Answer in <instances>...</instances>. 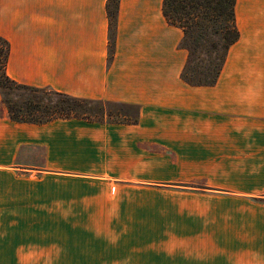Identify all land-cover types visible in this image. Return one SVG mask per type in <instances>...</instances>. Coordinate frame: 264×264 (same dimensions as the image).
Here are the masks:
<instances>
[{"label":"crops","instance_id":"obj_1","mask_svg":"<svg viewBox=\"0 0 264 264\" xmlns=\"http://www.w3.org/2000/svg\"><path fill=\"white\" fill-rule=\"evenodd\" d=\"M233 16L214 82L191 85L162 0H116L111 28L107 0H0L10 79L135 118L16 122L0 100V264H264V0Z\"/></svg>","mask_w":264,"mask_h":264},{"label":"trees","instance_id":"obj_2","mask_svg":"<svg viewBox=\"0 0 264 264\" xmlns=\"http://www.w3.org/2000/svg\"><path fill=\"white\" fill-rule=\"evenodd\" d=\"M233 5L234 0H162L164 18L182 31L179 44L187 55L180 78L186 83L208 85L214 82L227 48L238 35ZM115 7L116 0H107L109 28L113 24ZM111 43L109 39L110 46ZM199 48L203 49L201 55L206 56V60H199L189 69ZM7 53V41L0 36V100L10 120L28 123L67 117L107 122L135 120L129 112L133 108L125 104L73 97L15 82L5 72Z\"/></svg>","mask_w":264,"mask_h":264},{"label":"rangeland","instance_id":"obj_3","mask_svg":"<svg viewBox=\"0 0 264 264\" xmlns=\"http://www.w3.org/2000/svg\"><path fill=\"white\" fill-rule=\"evenodd\" d=\"M200 49V50H199ZM196 50L194 54L193 61L189 65V69L193 68L192 65L198 63L199 60H206V56H202L201 52H203L202 48ZM203 58V59H202ZM129 112L133 113V109L129 110ZM34 233H28L23 230V228H19V240L24 239H33V240H41V228H34ZM20 254H25L24 252H20ZM32 254V253H31ZM33 254H41V252H33ZM96 262V260H95ZM18 264H93L92 260H83V259H73V258H56V259H47L41 257L35 258H19Z\"/></svg>","mask_w":264,"mask_h":264}]
</instances>
